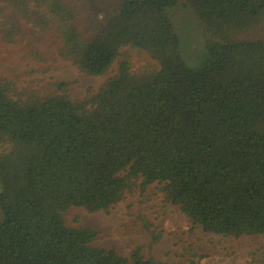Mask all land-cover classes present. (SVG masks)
Wrapping results in <instances>:
<instances>
[{
  "label": "trees",
  "instance_id": "trees-1",
  "mask_svg": "<svg viewBox=\"0 0 264 264\" xmlns=\"http://www.w3.org/2000/svg\"><path fill=\"white\" fill-rule=\"evenodd\" d=\"M178 6L123 0L83 29L64 0H0V41L22 43L34 73L50 69L42 48L91 77L118 66L83 100L64 82L42 95L0 78V264H161L68 220L154 184L205 233L264 236V39L237 38L264 24V0H186L204 29L197 67L181 53ZM130 51L156 68L133 72Z\"/></svg>",
  "mask_w": 264,
  "mask_h": 264
},
{
  "label": "rangeland",
  "instance_id": "rangeland-1",
  "mask_svg": "<svg viewBox=\"0 0 264 264\" xmlns=\"http://www.w3.org/2000/svg\"><path fill=\"white\" fill-rule=\"evenodd\" d=\"M122 1L64 0V3L76 12L81 28L98 29L104 17L113 14ZM178 2L173 16L181 36V53L189 65L197 67L205 40L204 29L185 7L186 0ZM237 38L247 41L264 39V24L237 35ZM49 39L54 41V38ZM23 48L22 43L7 45L0 41V78L18 79L19 87L42 95L51 84L64 82L69 85L68 91L74 99L83 100L90 92L100 89L118 70L114 65L106 76H87L61 61L53 50L42 48L50 59L45 67L50 69L34 73L43 66L27 60ZM130 63L133 72L156 68L149 56L137 51H130ZM4 151L0 145V154ZM75 218L86 227L100 231L99 245L114 248L127 258L142 246L145 258H153L161 264H264V236L235 239L205 233L194 227L179 207L165 201L157 184L150 186L144 196L134 194L129 197L108 215L89 214L74 208L68 216L72 225H75ZM153 235L157 238L155 243Z\"/></svg>",
  "mask_w": 264,
  "mask_h": 264
}]
</instances>
